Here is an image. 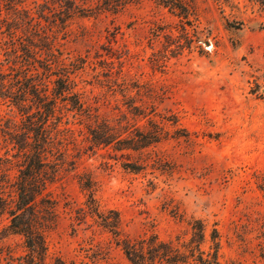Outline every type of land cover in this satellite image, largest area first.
<instances>
[{
	"label": "rangeland",
	"instance_id": "rangeland-1",
	"mask_svg": "<svg viewBox=\"0 0 264 264\" xmlns=\"http://www.w3.org/2000/svg\"><path fill=\"white\" fill-rule=\"evenodd\" d=\"M39 4L49 7L38 19L40 35L51 44L49 58L70 71L85 108L63 118L69 130L62 132L59 175L47 189L56 222L45 235L43 264L56 258L65 264L126 263L114 237L83 218L88 192L80 187L81 176L90 179L101 211H118L125 238L155 233L162 240L187 239L190 223L199 219L207 241L212 229L218 232L220 264H264L259 0H76L83 12L69 18L57 0H20L18 6L36 17ZM0 19L11 15L2 12ZM9 44L0 30V53ZM0 112L19 121L7 103L0 102ZM147 119L167 135L140 151L121 156L87 141L85 126L95 120L143 129ZM128 162L142 169L123 168ZM7 173L13 178L16 170ZM9 193L0 186V194ZM7 224L6 214L0 215V264H26L23 238L6 234Z\"/></svg>",
	"mask_w": 264,
	"mask_h": 264
},
{
	"label": "trees",
	"instance_id": "trees-1",
	"mask_svg": "<svg viewBox=\"0 0 264 264\" xmlns=\"http://www.w3.org/2000/svg\"><path fill=\"white\" fill-rule=\"evenodd\" d=\"M65 17L82 13L76 0H57ZM174 5L176 0H160ZM264 8V0H259ZM20 0L0 1V14L11 15L0 19L1 33H6L12 44L0 53V102L7 103L19 115V121L0 112V186L9 187L7 196L0 194V215L6 214V234L19 235L27 249L26 264H43L47 254L45 235L56 222V203L48 187L59 175L62 164L63 131H68L65 112L82 114V101L75 91L71 73L61 62L49 58L51 44L40 35V21L49 7L39 4L37 16L18 6ZM63 20L61 22H65ZM2 54V55H1ZM44 57H40V56ZM3 56V58H1ZM130 113L140 116L138 107L130 106ZM86 116L89 118V113ZM143 129H131L130 124L113 125L107 121H93L86 125V138L92 148L109 149L121 156L129 151H140L164 139L167 132L152 119ZM130 171H140L137 163H122ZM15 168L13 178L8 170ZM80 187L88 192L83 218L93 222L113 237L125 259V264H220L218 260V232L212 229L209 241L205 226L199 219L192 220L190 236L182 239L162 240L155 233L128 239L121 235L118 211H101L90 191L91 181L79 178ZM12 194V195H11ZM209 243L207 250L204 244ZM53 264H65L56 258ZM103 264H118L105 262Z\"/></svg>",
	"mask_w": 264,
	"mask_h": 264
}]
</instances>
